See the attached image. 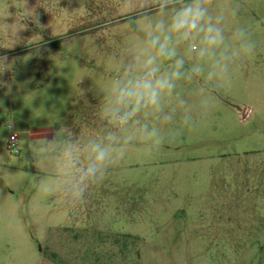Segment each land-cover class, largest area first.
Here are the masks:
<instances>
[{"label":"rangeland","instance_id":"obj_1","mask_svg":"<svg viewBox=\"0 0 264 264\" xmlns=\"http://www.w3.org/2000/svg\"><path fill=\"white\" fill-rule=\"evenodd\" d=\"M141 9L0 0V264H264V0H211L224 17L226 74L209 79L213 62L180 45L185 75L160 112L139 117L156 137L123 145L132 133H118L103 176L84 178L78 194L88 146L110 128V85L159 18ZM237 28L255 41L249 56H233ZM194 64L200 75L188 74ZM67 141L73 169L60 154Z\"/></svg>","mask_w":264,"mask_h":264},{"label":"clouds","instance_id":"obj_2","mask_svg":"<svg viewBox=\"0 0 264 264\" xmlns=\"http://www.w3.org/2000/svg\"><path fill=\"white\" fill-rule=\"evenodd\" d=\"M211 0H142V14L155 10L159 18L148 25L145 33L146 47L134 55L122 69V74L115 79L109 88L108 98L102 108V116L110 128L99 141L89 144L90 163L86 168H78L80 179L77 182L79 195H83V180L86 177L97 179L103 176L105 161L117 151L121 142L118 133L130 132L123 137V145H128L135 133L143 132L147 137H156L155 130L149 132L147 125H141V114L149 115L162 110V99L170 95L176 86V81L185 75V58L179 54V46L186 45L187 52L201 61L213 62V70L208 76L220 75L227 71L224 61L230 59L227 55L218 56V50L225 43V33L222 26L224 17H213L209 12ZM233 11V15L236 14ZM233 38L239 42V49L234 57L241 54L249 56L256 47L244 28H237ZM171 61L168 70H162V63ZM7 67V57H0V73ZM203 68L194 64L188 69L190 75H200ZM166 115L165 120H171ZM68 147L61 150V156L66 169L76 168V154L67 141ZM155 143L159 145L157 138ZM123 156V151H120Z\"/></svg>","mask_w":264,"mask_h":264},{"label":"built area","instance_id":"obj_3","mask_svg":"<svg viewBox=\"0 0 264 264\" xmlns=\"http://www.w3.org/2000/svg\"><path fill=\"white\" fill-rule=\"evenodd\" d=\"M8 150L13 153L17 154L18 153V148H17V136L15 133H11L8 139V144H7Z\"/></svg>","mask_w":264,"mask_h":264}]
</instances>
